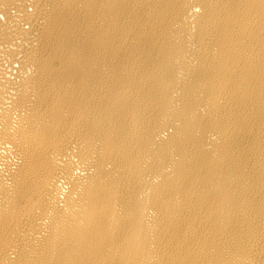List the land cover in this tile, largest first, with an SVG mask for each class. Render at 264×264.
I'll list each match as a JSON object with an SVG mask.
<instances>
[{"label":"bare ground","instance_id":"6f19581e","mask_svg":"<svg viewBox=\"0 0 264 264\" xmlns=\"http://www.w3.org/2000/svg\"><path fill=\"white\" fill-rule=\"evenodd\" d=\"M0 264H264V0H0Z\"/></svg>","mask_w":264,"mask_h":264}]
</instances>
